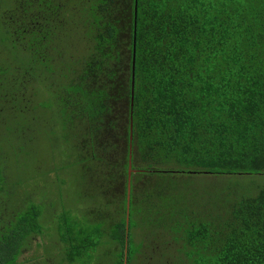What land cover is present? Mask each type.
<instances>
[{
	"label": "trees",
	"instance_id": "obj_1",
	"mask_svg": "<svg viewBox=\"0 0 264 264\" xmlns=\"http://www.w3.org/2000/svg\"><path fill=\"white\" fill-rule=\"evenodd\" d=\"M40 126L84 203L60 263L264 264V0H0V160ZM1 165L0 264H21L51 205L27 190L5 221Z\"/></svg>",
	"mask_w": 264,
	"mask_h": 264
},
{
	"label": "rangeland",
	"instance_id": "obj_2",
	"mask_svg": "<svg viewBox=\"0 0 264 264\" xmlns=\"http://www.w3.org/2000/svg\"><path fill=\"white\" fill-rule=\"evenodd\" d=\"M41 129L42 131H40ZM49 131L45 127L40 126L38 130L40 134L35 135L32 141L31 133L27 135L26 139L29 140L30 149L26 155H23L25 150H17L15 149L16 146H11L9 143L2 144L8 155L5 160H0L1 164H3L1 169H5L7 173L5 184L12 189V197H14L5 203L7 205V213L4 215L5 221L11 218L12 214H10V211H14L15 207L20 206L19 203L27 194V190H29V193L31 190L30 195L34 203L51 205V207L49 206V218L45 219V221L42 219L43 221L41 222L44 226L43 234L33 235L29 244L23 248L19 256L21 264H70L67 258V261L60 263L65 256V245L59 240L55 228L58 223L59 213L64 207V209L68 208L67 210H70L72 216L76 215V213L82 215L84 211V203L80 201L77 194V182H79L77 168L68 163L63 152L64 144L60 143L58 139L54 140L53 135ZM64 164V170L53 171ZM242 180L237 182L243 183L242 185L245 188L255 185L254 182L249 180ZM19 182H21V185H18ZM204 187V181L194 179L193 190ZM135 235V239L138 241V230L135 231ZM93 254L97 256V252ZM105 261H108V259L106 258ZM91 264H101V262L95 263L92 261Z\"/></svg>",
	"mask_w": 264,
	"mask_h": 264
},
{
	"label": "water",
	"instance_id": "obj_3",
	"mask_svg": "<svg viewBox=\"0 0 264 264\" xmlns=\"http://www.w3.org/2000/svg\"><path fill=\"white\" fill-rule=\"evenodd\" d=\"M133 69H134V55H133ZM134 76L132 75V95H131V107L133 105V95H134ZM131 126V124H130ZM132 135H130V140H131ZM130 155H129V169H128V184H127V199H129V193H130V186H131V182H130V174H131V169H130Z\"/></svg>",
	"mask_w": 264,
	"mask_h": 264
}]
</instances>
